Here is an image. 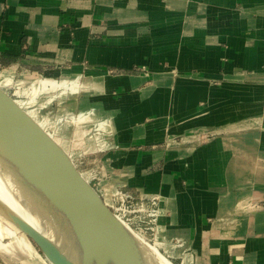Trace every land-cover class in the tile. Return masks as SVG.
<instances>
[{"label":"crops","instance_id":"crops-1","mask_svg":"<svg viewBox=\"0 0 264 264\" xmlns=\"http://www.w3.org/2000/svg\"><path fill=\"white\" fill-rule=\"evenodd\" d=\"M3 65L83 75L60 117L100 130L106 201L160 197L169 260L264 264V0H0Z\"/></svg>","mask_w":264,"mask_h":264},{"label":"water","instance_id":"water-1","mask_svg":"<svg viewBox=\"0 0 264 264\" xmlns=\"http://www.w3.org/2000/svg\"><path fill=\"white\" fill-rule=\"evenodd\" d=\"M0 133L33 173L64 229L80 240L89 264H149L136 234L116 217L61 135L2 80ZM6 212L51 264H70L38 230Z\"/></svg>","mask_w":264,"mask_h":264},{"label":"bare ground","instance_id":"bare-ground-1","mask_svg":"<svg viewBox=\"0 0 264 264\" xmlns=\"http://www.w3.org/2000/svg\"><path fill=\"white\" fill-rule=\"evenodd\" d=\"M74 72L75 70L72 72V75ZM30 76H32V78ZM33 76L37 77L33 78ZM78 76L81 77H77L74 81L65 77L62 81L56 82L48 80L47 78L40 79L39 74L36 73L33 75L26 73L22 74L17 82H21V84L25 85L27 83L28 85L38 86L40 88L39 94L47 96L44 101L40 102L41 108H44L49 105L50 101H55L53 100L55 96L59 100L66 98L72 101L81 89L78 85L82 87L81 79L83 75ZM56 87H59L57 89L58 91L53 90ZM39 113L43 114L42 112ZM87 114L97 119L96 113ZM60 129L61 128L56 126L54 130L60 132ZM100 129L102 134L108 139V126L106 124H100ZM1 138L4 137L1 136ZM82 146L84 147V143ZM5 163L7 162L5 161ZM12 167L10 168V166H8L6 170L3 169V166L2 169H0V207L6 208L11 213L13 212L18 215L26 223L38 230L70 264H89L87 256L81 248L82 245L80 240L75 238L72 233L70 234L67 228H65L66 231L63 229V225L65 224L61 215L50 205L48 208H44L41 204L38 199V194L44 198L45 194L41 190H38L37 193L35 184L33 186L30 178L28 181L26 176H21V171H19L17 166H14L13 169ZM53 216L59 222L57 227V222L52 219ZM4 230L7 233L6 235L0 232L1 254L16 259V261H19L21 264H44L42 262L45 261L41 260L40 253L23 231L20 230L24 234L23 237L19 240H15L17 232L13 228L6 226ZM135 237L142 252L148 259L149 264H174L156 245H152L141 236L135 235Z\"/></svg>","mask_w":264,"mask_h":264},{"label":"rangeland","instance_id":"rangeland-1","mask_svg":"<svg viewBox=\"0 0 264 264\" xmlns=\"http://www.w3.org/2000/svg\"><path fill=\"white\" fill-rule=\"evenodd\" d=\"M20 72L13 66L5 67V65H3L2 67H0V80H2L7 85V87L12 89L15 93H18L23 98V100L26 101L28 104L30 103L31 98L37 97L35 104L33 103L32 105L34 108L38 109L37 110L38 112H42L43 114L47 115L46 120L49 121V124L51 125V127L53 129H55L56 126H58L59 128H61L62 126L68 127L66 129V132L68 133L67 135H63L64 133L62 134L61 129H60V132H57V133H59L61 135L63 140L70 147L71 151L73 152V154L75 155V157L79 161L80 166L82 167V169L85 171V173L87 174V176L90 179V175H88V173L86 171H88L90 168L97 169V164H94L93 162H90L88 160H86L84 162V158L87 156L99 153L100 146L96 145V138H97V140H98V138H100V139L103 138L101 133H100V130H98L97 127L93 126L91 120H90L91 123L87 122L89 119H87L86 123L80 122L79 121L80 118L77 119L79 114L71 108L69 110L70 111L69 114L73 115V120L71 119V121H69V120H66V119H63L62 117H60L62 112H63L62 110L64 109L62 106L64 104V102H63V100L57 99L56 96L53 97V100H55L54 102L50 101L48 106L41 108L40 102L44 101L47 96H44L41 94L37 95L38 92L40 93V88L38 86L28 85L27 83L25 85V84H21V82L18 83L17 82L18 78L23 74ZM30 77L32 78V76H30ZM36 77L37 76H33V78H36ZM73 80H74V78H72L71 81H73ZM57 89H58V87L54 88L53 90L58 91ZM41 92H42V90H41ZM57 93H56V95H57ZM63 99H66V98H63ZM60 101L62 103L59 106ZM43 114H41V115L44 117ZM1 136H2V134L0 133V169H2L3 166H4L3 169H6V170H7L8 166H10V168L12 166L13 167L17 166L19 171H21V176L22 177L26 176L28 181L30 178L31 182L33 183V186L35 184V189H37L36 191L38 193L39 186L36 182V179H35L33 173L29 170L27 165L23 162L21 157L16 153L15 149L7 141V139L1 138ZM79 139H80V142L78 141ZM83 143H84V147L82 146ZM5 161L7 163H5ZM83 166H85V167H83ZM13 167H12V169H13ZM28 181H26V182H28ZM95 187L97 188L96 185H95ZM38 197H39L38 199L40 200V202L44 206V208H48L49 204H48L47 200L44 197H42L40 194H38ZM131 199H134V198H131ZM134 200H138V199H134ZM105 201H106V199H105ZM108 202H109V200L106 201V203L109 205L110 202L109 203ZM6 211H8L6 208L0 207V232L4 233L6 235L7 233L5 232L4 228L6 226H9L17 232V236H16L15 240H19L21 237H23L24 234L21 232L22 230L13 222V220L11 219V217L8 215V213ZM52 219L55 220V222H57V224H56V227H57V225L59 223L58 220L55 219L54 216ZM63 232L65 233L64 230H63ZM143 234H144L145 239L149 243L154 245L151 241L153 239V236L151 235V233L148 234V232H144ZM36 249L40 253L41 260L45 261L42 263L51 264L48 261V259L41 253V251L37 247H36ZM159 250L163 253V251L160 247H159ZM13 263L14 264H21V263H19V261H16V259H14Z\"/></svg>","mask_w":264,"mask_h":264},{"label":"built area","instance_id":"built-area-1","mask_svg":"<svg viewBox=\"0 0 264 264\" xmlns=\"http://www.w3.org/2000/svg\"><path fill=\"white\" fill-rule=\"evenodd\" d=\"M36 99L37 97L31 98L29 105L33 107L32 104H35ZM159 200V196L134 200L117 186L112 191L109 206L116 217L134 234L145 239L143 233H151L153 236L152 243L159 248L160 245L166 242V236L159 229V218L163 214L162 209L159 207Z\"/></svg>","mask_w":264,"mask_h":264},{"label":"trees","instance_id":"trees-1","mask_svg":"<svg viewBox=\"0 0 264 264\" xmlns=\"http://www.w3.org/2000/svg\"><path fill=\"white\" fill-rule=\"evenodd\" d=\"M173 262V261H172ZM174 263V262H173ZM175 264V263H174Z\"/></svg>","mask_w":264,"mask_h":264}]
</instances>
